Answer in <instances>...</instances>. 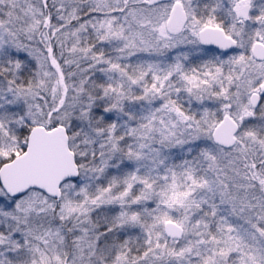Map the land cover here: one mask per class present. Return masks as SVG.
Listing matches in <instances>:
<instances>
[{
    "label": "snow or ice",
    "instance_id": "1",
    "mask_svg": "<svg viewBox=\"0 0 264 264\" xmlns=\"http://www.w3.org/2000/svg\"><path fill=\"white\" fill-rule=\"evenodd\" d=\"M0 264H264V0H0Z\"/></svg>",
    "mask_w": 264,
    "mask_h": 264
}]
</instances>
